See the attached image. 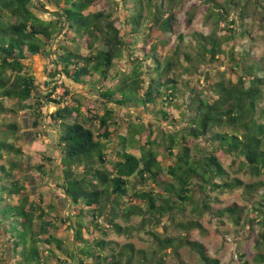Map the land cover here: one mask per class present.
I'll return each instance as SVG.
<instances>
[{"label": "trees", "instance_id": "1", "mask_svg": "<svg viewBox=\"0 0 264 264\" xmlns=\"http://www.w3.org/2000/svg\"><path fill=\"white\" fill-rule=\"evenodd\" d=\"M210 1L214 10H222L221 19L238 3V0H226L221 5L218 0ZM101 3L102 0H0V122L8 113L30 109L37 127L48 106L51 103L57 106L48 116L57 130L60 153V162L51 172H55V185L69 205L70 212L64 221L76 242L69 250L53 234L52 230L57 228L46 219V211L31 200L25 183L14 174L18 164L8 156L22 154L11 141L19 126L16 122L0 123V230L10 245V252L17 264H165L168 249L174 248L177 252L187 247L203 264H221L208 254L205 244L188 235L194 230L205 231L200 219L209 211L218 217L227 215L235 226L247 219L252 226L264 227V211L260 208L253 209L258 214L248 219L244 215L246 208L237 203L223 209L217 207V194L243 189L251 197L264 186L261 180L246 183L238 176L231 177L221 162L222 156L227 155L232 158L231 165L237 166V173L244 172L253 178L264 175V122L260 121L264 119V110L257 117L264 79L255 75L259 67L242 69L244 61H238L233 51H225L235 64L231 70L238 80L226 79L224 72L215 80L207 74L208 90L216 99L211 102L194 88L189 89L187 121L178 128L180 122L168 109L158 110L157 106L171 107L180 92V82L174 75L180 65V47L162 59L154 41L149 43L148 52L145 44L139 45L141 37L147 40L157 33H172L175 13L171 10L176 0L116 1L125 14L120 28L116 26L113 12L98 8ZM145 10L151 14L148 26L144 25L147 24ZM244 18L241 14L240 19ZM228 25H235V21ZM229 32L224 37L216 32L195 33L198 60L182 53L189 68L196 73L195 63L221 62L223 44L236 37L234 28ZM167 42L168 39L160 41L162 45ZM141 52L144 55L139 57L137 53ZM35 55H43L47 60L43 85L51 91L46 95L31 67L24 63ZM124 57L131 63L129 70L116 72L111 77L116 62ZM149 59L153 64L145 67L143 62ZM144 74L150 77L140 94L145 85ZM115 80L120 81L108 86ZM247 80H250L249 86H246ZM68 84L90 86V92L98 95L104 114L98 117L93 113L92 117L99 120L103 130L100 135L77 120L83 105L80 98L73 97ZM58 88L64 89V93L52 99ZM109 104L142 107L153 112L158 120L161 117L175 123L176 129L170 133L159 129L161 134L155 138L152 130L142 143L143 131L128 124L127 135L117 136L120 126ZM191 141L205 146L200 159L192 154ZM109 149L110 153L114 152L115 162L108 158ZM130 149H137L140 156ZM163 152L170 161L167 167L159 159ZM40 158L47 163L53 161L47 154ZM37 168L44 172L46 165ZM132 178L143 185L151 181L154 187L137 190ZM195 191L200 194L199 200L195 199ZM189 205L197 217L179 220L181 216L186 218ZM134 218H140L136 225L118 222L123 219L128 223ZM165 218L172 228L184 234L176 237L156 232L154 227L162 225ZM93 228L102 235H107L109 230L120 235L146 232L157 249L148 253L135 249L132 243L117 248L104 239L89 241L85 233L92 236ZM257 244L264 245V231L258 234ZM261 256L256 261L264 264V255ZM241 264L250 263L245 260Z\"/></svg>", "mask_w": 264, "mask_h": 264}, {"label": "rangeland", "instance_id": "2", "mask_svg": "<svg viewBox=\"0 0 264 264\" xmlns=\"http://www.w3.org/2000/svg\"><path fill=\"white\" fill-rule=\"evenodd\" d=\"M116 1L119 2V0H102L98 8L113 12L117 20L116 26L120 28L123 26L122 23L125 14L121 5L115 4ZM225 2L226 0H218V3H221V5L225 4ZM213 7V3L210 0H176L171 10L175 13L172 33H157L150 35L147 40V37H141L139 40L140 46H143V44L146 45V52L150 50L148 46L149 43L154 41L153 45L156 43V51L162 59L169 57L175 52L177 47H180V65L174 74L180 82V92L174 100L175 104L171 107L165 105L157 106L158 110L161 108L168 109L170 115L180 122V124L178 123V128L184 126L185 121H187L188 109L186 106L189 101V89L194 88L197 93H201L203 98H208L211 102L216 99L208 90L210 80H207V74L215 80L220 76V72H224L226 79H231L234 82L238 80L236 73L231 70L235 64L229 55H225V51H233L238 61H244L241 64L242 69L250 66L259 67L255 75L264 79V0H238L237 7L235 6L229 14L223 15L225 19L220 18L222 17L220 15L222 14V10L218 12L214 10ZM241 14L245 17L243 20L240 19ZM145 16L147 24L144 25L148 26V21H150L151 18L150 12L145 10ZM231 21H235V25H228ZM230 28L235 29L236 37L234 41L225 42L223 44L224 53L220 56L221 62L216 64L195 63L198 67L196 73L192 68H189V63L185 61L182 53L190 54L195 60H198L195 33L210 35L216 32L217 35L224 37L229 35ZM146 32L148 33L147 30ZM162 39H168V42L162 45L160 43ZM81 52L85 53L86 51L81 50ZM137 55L142 57L144 54L141 52L137 53ZM142 60H144V58ZM46 62L47 60L43 55L31 56L24 61V63L31 67L32 73L36 76L37 82L43 89L42 93L45 95L51 91L50 87L47 89L43 85ZM116 63V66L110 72L111 77L116 72L128 71L131 66L127 57L119 59ZM152 64L153 62L151 59L143 62L145 67ZM236 70L240 72L239 68H236ZM149 77V74H144L145 85L143 90L139 91L140 94L144 92ZM117 79H120V77ZM117 81L110 82L108 86L115 85ZM249 81L250 80H247L246 86L250 85ZM68 86L73 92V97L76 96L80 98L83 105L82 115L79 116L77 120L90 127L96 135H100L103 130L100 128L99 120L92 117L93 113L98 117L104 114L102 106L97 101L98 95L90 92V86L80 87L70 84H68ZM63 93L64 89L58 88L51 95V98L54 99L56 96L62 95ZM108 108L114 110V120L117 121V124L120 126L116 134L117 136L127 135L128 124H131L133 129L143 131L142 138L140 139L142 143L145 142L148 133L152 130L155 132L153 137L155 138L157 135L161 134V130L159 129L163 128L162 131L166 133H170L176 129L175 123L170 122V120L165 121L161 117L160 120H158L153 112L150 110L145 111L142 107H115L113 104H109ZM56 109L57 106L51 103L48 106L47 113L41 125L37 127L34 125V118L32 116L33 111L30 109L8 113L2 118L0 123L16 122L18 124L19 131L11 141L14 142L16 147L22 150V154L18 157L15 155L8 156L11 161L18 164V167L14 170V174L25 183L31 200L46 211V219L51 220L57 228V230H52L53 234L58 239L65 242V247L72 250L76 242L74 241L72 231L68 228L67 221H64L70 212L69 205L65 201L62 192L57 189L55 185V172H51L60 162V153L57 150V130L50 124V120L48 119V116L56 111ZM257 109V117H260L261 111L264 110V86L263 97L258 103ZM88 118L93 119L89 120ZM260 121L264 122V119L260 118ZM111 128L114 127L112 126ZM189 145L192 148L194 157L200 159L204 154L202 147L205 148V146L203 143L191 141ZM130 152L136 156H140L141 154L137 149H130ZM41 153L47 154L53 161L47 163L46 160H41L40 155H43ZM107 154L110 160L113 162L116 161L114 152L110 153L109 149ZM159 159L165 162V167L170 163L166 152L161 153ZM221 162L230 173L231 177L238 176L246 183H254L260 180L264 182V175L260 178H253L244 172L237 173V166L233 167L231 165L232 158L230 156L223 155ZM41 164L46 165L44 172H41L37 168ZM164 177L167 179L168 175L165 173ZM131 181L135 184L137 190L154 187L151 181H148L147 185L140 184L139 180L136 178H132ZM217 195L219 197V203L217 204L218 208L223 209L224 207H229L237 203L239 206L246 208L244 215L248 217V219H252L258 214L253 209L260 208L264 211V186L251 197L245 195L243 189L226 191ZM195 199H200L198 191H195ZM192 209L193 206L189 205L186 211V218L181 216L179 220L186 221L188 219H195L197 216L191 211ZM200 221L205 231L194 230L191 231L188 236L193 240L205 244L208 254L211 257L219 259L221 264H241L242 261L245 260L250 264H259L256 258L261 259L263 257H260V255H264V245L257 244V238L258 234L264 231L263 226H252L247 219L240 226H235L227 215L218 217L210 211L204 214ZM118 222L126 226L136 225L140 222V218H134L128 223L124 222L123 219H118ZM93 229L94 232L92 236L91 234L88 235L85 231V238L89 241H93V239L97 238L104 239L113 242V246L117 248L132 243L135 249L145 250L148 253H152L157 249L155 241L146 232L139 233L133 231L129 235H120L109 230L107 231V235H102L99 230L96 231L95 228ZM154 230L158 233H162L163 236L165 233L172 234L176 237L184 234L172 228L167 218L164 219L162 225L154 227ZM177 253L179 256H177ZM164 260L165 264H180V262L185 264H203L199 256L187 247H181L177 252L174 251V248L168 249L164 255ZM17 262L18 261L14 259V256L10 252V245L7 239L2 230H0V264H17Z\"/></svg>", "mask_w": 264, "mask_h": 264}, {"label": "water", "instance_id": "3", "mask_svg": "<svg viewBox=\"0 0 264 264\" xmlns=\"http://www.w3.org/2000/svg\"><path fill=\"white\" fill-rule=\"evenodd\" d=\"M67 24H65V28H66Z\"/></svg>", "mask_w": 264, "mask_h": 264}]
</instances>
